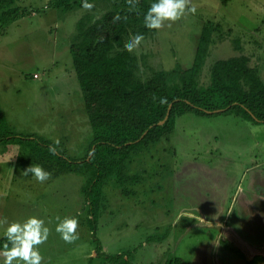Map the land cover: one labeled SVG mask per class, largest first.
Listing matches in <instances>:
<instances>
[{
    "label": "rangeland",
    "instance_id": "obj_1",
    "mask_svg": "<svg viewBox=\"0 0 264 264\" xmlns=\"http://www.w3.org/2000/svg\"><path fill=\"white\" fill-rule=\"evenodd\" d=\"M14 6L18 18L0 22V109L6 125L19 137L48 142L66 158L81 160L92 131L69 44L79 18L98 17L105 9L92 5L61 13L52 0H17ZM205 26L213 33L200 84L208 83L215 61L239 56L248 57L264 81V0H186L184 15L133 45L141 75L188 68ZM20 152L16 144H0V239L9 224L36 217L49 229L36 246L41 264H109L96 254L81 191L85 177L51 171L39 182L24 175L38 165ZM125 173L133 180L123 189L112 179L104 187L95 234L104 254L129 253L131 264H166L175 256L185 264H245L249 253L236 239L264 250V122L234 114L183 115ZM66 220L78 221L70 244L56 231Z\"/></svg>",
    "mask_w": 264,
    "mask_h": 264
},
{
    "label": "trees",
    "instance_id": "obj_2",
    "mask_svg": "<svg viewBox=\"0 0 264 264\" xmlns=\"http://www.w3.org/2000/svg\"><path fill=\"white\" fill-rule=\"evenodd\" d=\"M16 1L0 0L1 23L18 18ZM154 2L156 0H138V3L136 0H52L53 9L61 13L84 8L85 3L105 9L98 17L86 13L79 18L69 44L92 131L83 159L71 160L48 142L15 135L7 127L5 113L0 109V144H16L21 149L19 157H29V163L52 171L55 176L75 173L85 177L81 191L88 202L96 254L109 264L131 263L129 253L108 256L95 240L104 187L112 179L123 189L133 180L126 177L125 172L134 157L171 134L176 120L189 113L200 117L234 114L246 121L264 122V81L259 69L249 65L248 57L215 61L209 67L208 83L200 84L212 42V27H203L188 68L178 66L171 71L155 70L146 77L141 75L138 58L126 48L133 37L147 38L156 33V29L144 26V15ZM130 3L135 10L128 7ZM162 121L164 123L159 125ZM226 233L232 235L230 230ZM236 241L249 253L245 264L264 262V250L258 251ZM6 243V238L0 239V249ZM166 264L185 262L175 256Z\"/></svg>",
    "mask_w": 264,
    "mask_h": 264
},
{
    "label": "clouds",
    "instance_id": "obj_3",
    "mask_svg": "<svg viewBox=\"0 0 264 264\" xmlns=\"http://www.w3.org/2000/svg\"><path fill=\"white\" fill-rule=\"evenodd\" d=\"M138 3V0H136ZM84 7L91 8L92 5L85 3ZM129 8L135 10L134 4H128ZM186 11V0H156L144 15V26L148 29H160L165 21H176ZM188 12L195 13V7L187 8ZM141 36L133 37L127 46V51H132L133 45H137ZM32 174L39 182L46 181L50 173L43 168L29 166L24 170V175ZM2 223V221H0ZM78 221L66 220L61 222L56 231L61 234L66 243H73L76 239L75 233ZM49 229L44 226V221L36 217H30L23 223H11L5 231L8 243L4 245L2 264H41L42 256L36 246L44 243L48 237Z\"/></svg>",
    "mask_w": 264,
    "mask_h": 264
},
{
    "label": "water",
    "instance_id": "obj_4",
    "mask_svg": "<svg viewBox=\"0 0 264 264\" xmlns=\"http://www.w3.org/2000/svg\"><path fill=\"white\" fill-rule=\"evenodd\" d=\"M169 109H170V106H169ZM168 113H169V112H167V116H168ZM167 116H166L165 120L167 119ZM165 120H164V121H165ZM164 121L160 122L159 125H162V124L164 123Z\"/></svg>",
    "mask_w": 264,
    "mask_h": 264
},
{
    "label": "built area",
    "instance_id": "obj_5",
    "mask_svg": "<svg viewBox=\"0 0 264 264\" xmlns=\"http://www.w3.org/2000/svg\"><path fill=\"white\" fill-rule=\"evenodd\" d=\"M33 78H37V75H34Z\"/></svg>",
    "mask_w": 264,
    "mask_h": 264
},
{
    "label": "crops",
    "instance_id": "obj_6",
    "mask_svg": "<svg viewBox=\"0 0 264 264\" xmlns=\"http://www.w3.org/2000/svg\"><path fill=\"white\" fill-rule=\"evenodd\" d=\"M235 263V262H234Z\"/></svg>",
    "mask_w": 264,
    "mask_h": 264
}]
</instances>
